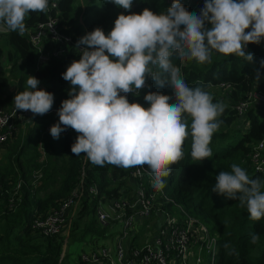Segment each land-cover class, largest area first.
<instances>
[{
	"label": "trees",
	"instance_id": "trees-1",
	"mask_svg": "<svg viewBox=\"0 0 264 264\" xmlns=\"http://www.w3.org/2000/svg\"><path fill=\"white\" fill-rule=\"evenodd\" d=\"M171 2L172 0H133L131 9L124 10L111 0H48L49 11L30 13L25 19L26 29L31 31L37 24L54 17L59 31L69 35L72 41L63 44L66 52L57 58L51 53L61 44L49 39L43 40L41 52L49 56L40 64V52L32 45L26 33L18 34L7 29L2 31L7 50L0 45V109L13 106V97L25 89L28 75L36 77L39 84L54 95V106L61 107L62 100L69 98L68 89L71 87L62 78V73L73 60L80 58L75 44L81 36L96 27L106 34L113 27L118 13H139L144 8L159 13L166 11ZM180 3L186 10L198 14L204 0H180ZM80 4L84 6V10L81 21L76 22ZM248 30L250 29H246ZM245 50L253 54L251 62L215 51L210 63L199 64L193 60L182 64L173 59L181 67L189 87L201 85L212 94L213 102L226 100L229 103L219 118L223 120V124L212 137V157L194 162L190 157L189 138L183 145L184 158L172 165L169 177L162 178L165 181L163 189L172 200L165 205V209H174V204L181 206L190 215L202 220L216 235L217 253L214 264H264V218L259 221L250 220L246 208H242L238 201L211 190L215 184V176L220 171H231L232 163L244 168L250 178L264 179V171L255 170L251 158L252 146L264 140V68L260 67V61L264 60V40L259 44H247ZM257 69L260 73L258 81L254 78ZM147 79V86L140 90L139 95H133V101L147 107L144 95L149 91L173 97L168 86L159 87L150 77ZM11 86L15 87L14 93L9 91ZM221 90L226 91V94L220 95ZM170 102H175L174 98ZM241 102H248V106L240 116L237 106ZM57 122L58 119L49 116H36L22 143H13L14 138L10 140L7 145L11 144V148L0 159L2 188L11 191L17 181H24L21 203L13 211L7 210V194L0 197V218L3 219L0 264H69L68 254H63L64 239L61 232L44 236L32 231L30 226L36 216L47 214L71 197L82 169L85 171V181L97 185L103 200L124 196L132 189L127 178L119 179L115 173L112 174L113 165H94L86 154L77 156L71 152V145L77 136L73 129L67 128L59 139H54L50 133L45 132L47 126ZM39 142L42 144L40 153L29 155L27 149L32 146L36 150ZM41 153L42 157L45 155L44 160L40 158L41 160L35 161ZM39 169L42 177L36 183L33 182V175ZM95 205L96 201L93 200L82 201L76 215L82 217L91 213L94 218H90L82 229L73 228L72 231L79 234L72 237V242L82 243L91 235L99 234L98 226H95ZM251 233L260 236L255 245L250 243ZM225 243L231 244L235 249L234 254H228L224 248ZM79 256L78 264H86ZM203 263H206L205 259Z\"/></svg>",
	"mask_w": 264,
	"mask_h": 264
},
{
	"label": "clouds",
	"instance_id": "clouds-1",
	"mask_svg": "<svg viewBox=\"0 0 264 264\" xmlns=\"http://www.w3.org/2000/svg\"><path fill=\"white\" fill-rule=\"evenodd\" d=\"M111 2L124 10L133 4V0ZM48 11V0H0V24L23 34L30 13ZM262 40L264 0H204L198 14L187 11L180 0H172L159 13L149 8L118 13L107 35L96 27L78 39L80 58L62 73L71 85L69 98L62 100L50 134L59 139L67 128L73 129L77 136L71 152L86 154L94 165L107 163L124 169L146 165L152 186L162 190V178L169 177L172 165L184 158L183 145L189 138L194 162L212 157V137L228 107L223 101L213 102L203 86L189 87L173 59L182 64L210 63L215 51L251 62L253 54L246 52V46ZM260 67L264 68V60ZM149 77L159 87L168 86L173 97L149 91L144 95L147 107L129 102L126 94L139 95ZM254 78L260 79L259 69ZM39 83L28 75L25 89L13 97L15 111L43 116L51 110L54 95L38 88ZM173 98L175 102H170ZM230 167L231 171L215 176L212 192L238 201L250 220H261L264 179L250 178L236 163ZM259 240V234H250L251 244ZM224 248L229 255L235 253L230 243Z\"/></svg>",
	"mask_w": 264,
	"mask_h": 264
},
{
	"label": "built area",
	"instance_id": "built-area-1",
	"mask_svg": "<svg viewBox=\"0 0 264 264\" xmlns=\"http://www.w3.org/2000/svg\"><path fill=\"white\" fill-rule=\"evenodd\" d=\"M24 33L40 52L38 61L40 64L49 56L41 52L43 40L49 39L61 44L51 53L57 58L66 52L63 44L72 41L69 35L59 31L57 19L54 17H49L45 22L37 24L31 31L26 29ZM147 82L148 79H146L145 87ZM37 87L44 89L40 84ZM126 95L129 102H133V94ZM247 106L248 102L239 103L237 109L240 116L246 111ZM59 108L60 106L52 105L51 110L43 116L59 119L57 114ZM36 116H33L30 111H15L14 104L10 108L0 109V145H6L16 136L19 127H24ZM46 130L49 131L50 126H47ZM251 158L255 170L263 172L264 140L252 146ZM41 177L42 173L39 169L34 172L33 182L39 183ZM125 178L132 185V189L124 196L108 199L111 209V212H108L102 207L106 200H103V196L99 194L97 185L88 184L85 181V171L82 169L79 182L71 197L47 214L36 216L32 220L31 230L44 236L59 234L69 219L76 214L82 201L93 200L96 201L94 208L97 221L102 225L109 221L116 222L119 226V234H116L112 246H95L89 253H82L80 256L82 262L86 264H190V261L194 259L196 263L199 262V254L205 253L209 264H214L217 253L216 235L198 217L190 215L181 206L174 204V209H165V205L172 200L166 195L164 189L157 190L152 186L153 177L146 165L127 168ZM23 183L24 181L20 179L11 191L0 186V197L7 194L8 211H13L21 203ZM148 219H150V225L145 231L143 243L136 246L132 240L135 235L137 236L138 226Z\"/></svg>",
	"mask_w": 264,
	"mask_h": 264
},
{
	"label": "rangeland",
	"instance_id": "rangeland-1",
	"mask_svg": "<svg viewBox=\"0 0 264 264\" xmlns=\"http://www.w3.org/2000/svg\"><path fill=\"white\" fill-rule=\"evenodd\" d=\"M83 10H84V6L82 5V4H80V7H79V9H78V14H77V19H76V22L78 21L79 22V20H80V17H81V14L83 13ZM0 30H2V31H5L6 30V26L5 25H3V24H0ZM1 31V32H2ZM1 32H0V45L2 46V47H4L6 50H7V47L5 46V43H4V39H3V36L1 35ZM7 64V63H6ZM11 82H14V80H12ZM14 86H11L10 88H9V91L13 88ZM15 89V88H14ZM12 92V91H11ZM220 93V95H225L226 94V91H224V90H221V92H219ZM223 102H225L226 104L228 103V102H226V100L225 101H223ZM229 104V103H228ZM35 120V117H33L24 127H19V129H18V132L16 133V136H15V138L13 139L14 140V142L13 143H17L18 141L20 142V143H22V141H23V138H25V136L27 135V132L29 131V129L31 128V127H29V125L33 122ZM23 131H24V133H23ZM45 132L46 133H50V131H47L46 129H45ZM31 139H33V137L31 136L30 137ZM40 146H42V144H41V142H39L38 143V150L36 149H33L32 148V146H30L28 149H27V153H29V155H31V154H33V153H35V154H39L40 153ZM9 148H11V144H6V146L5 147H3V150H2V153L0 154V159H2L3 157H4V152L6 153L7 152V150L9 149ZM0 152H1V150H0ZM29 155H27V156H29ZM40 158H42V153H41V155H40V157H37V158H35V161H38ZM124 171H125V169H124ZM94 215L93 214H91V213H88V214H86V215H84V216H82V217H80L78 214L76 215H74L72 218H70V219H72V220H70L64 227H63V229H62V231H61V236H62V238L64 239V242H65V239H67L66 240V242L65 243H68V241H70V244L72 243V245H68V252L69 253H74L75 255L77 254V253H79L80 252V245L79 244H77V242H72V237H74V236H77L78 234H79V232H73L72 230H73V228L74 227H77L78 228V230L79 229H82V228H84V225H85V223L86 222H88L89 221V219L90 218H94L93 217ZM0 217H1V215H0ZM97 218V217H96ZM2 223H3V219H1L0 218V233L3 231V226H2ZM98 226V225H97ZM99 228V227H98ZM101 228V227H100ZM144 227L143 226H138V231H137V236L138 235H142V234H144ZM70 234H71V236H70ZM70 236V237H69ZM77 240H79V239H77ZM87 240V239H86ZM89 240V239H88ZM89 243H90V240H89ZM94 244H92L91 246H93ZM64 247H65V249H66V245L64 246L63 245V249H64ZM194 250H196V248H194ZM217 250V249H216ZM199 254V253H198ZM204 259L205 260H207L208 259V256L206 255V254H202V253H200L199 254V262H197L196 263V261H195V259L194 260H191L190 261V264H202L203 263V261H204ZM77 261H79V259L77 258ZM203 264H207V262L206 263H203Z\"/></svg>",
	"mask_w": 264,
	"mask_h": 264
},
{
	"label": "crops",
	"instance_id": "crops-1",
	"mask_svg": "<svg viewBox=\"0 0 264 264\" xmlns=\"http://www.w3.org/2000/svg\"><path fill=\"white\" fill-rule=\"evenodd\" d=\"M80 21H81V18H80L79 22ZM1 31L2 30H0V32ZM14 88L15 87H13L10 90V93H14L15 92V89ZM29 126L32 127L33 126V122ZM23 133H24V131H23ZM5 146L6 145H0V150H1L0 154L2 153L3 147H5ZM44 156L42 157L43 160H44ZM126 170L127 169H125V171H124V168L116 167V166L113 165V167H112V174L115 173L114 175L117 176L119 179H125ZM102 207H103L104 210H106L108 212H111V209H110V206H109V203H108L107 200L104 202V204L102 205ZM70 220H72V219H69V221ZM97 225H98L99 228L97 227ZM149 225H150V222H145V223L143 222V224L141 226H145L144 231H147V229L149 228ZM95 226L98 228V233L99 234L98 235L97 234L96 235H91L90 237L87 238V240L85 239V241H81L82 243H77V244L80 245V252L77 253L76 255L73 252L72 253H69L68 252L67 249L69 248L68 245L70 244V242L68 241V243H65L66 240H67V239H65L64 246L66 245L67 247H66V249L64 247L63 254H65V253L68 254L69 264H78L77 256L78 255L81 256L82 253H89L90 250L93 247H95V246H100V245L101 246H112L114 244V242H115V236H116V234H119V226H118V224L116 222L109 221V222L105 223L104 225H102L96 219ZM144 235H145V232L142 235H138V236L135 235V238L132 240V243L134 245H136V246L137 245L140 246L143 243ZM88 239L90 240V243H89V240ZM92 244H94V245L91 246ZM202 254H205V253H202ZM205 261L207 262V264H209L208 259L205 260Z\"/></svg>",
	"mask_w": 264,
	"mask_h": 264
}]
</instances>
